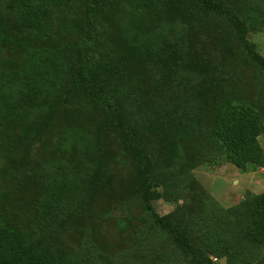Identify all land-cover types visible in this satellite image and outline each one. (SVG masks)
<instances>
[{"label":"rangeland","instance_id":"1","mask_svg":"<svg viewBox=\"0 0 264 264\" xmlns=\"http://www.w3.org/2000/svg\"><path fill=\"white\" fill-rule=\"evenodd\" d=\"M88 1L0 0V232L31 261L202 264L200 252L203 264H264L248 238L264 192V70L196 0H93L91 24ZM222 1L264 55V0ZM86 52L92 85L139 141L152 209L122 130L79 85ZM233 111L261 127L243 165L217 134Z\"/></svg>","mask_w":264,"mask_h":264},{"label":"trees","instance_id":"2","mask_svg":"<svg viewBox=\"0 0 264 264\" xmlns=\"http://www.w3.org/2000/svg\"><path fill=\"white\" fill-rule=\"evenodd\" d=\"M69 2L70 0H64ZM207 10L225 16L232 24L236 36L245 48L250 59L258 64L264 70V55H262L255 48L254 43L248 39L247 27L245 20L239 16L229 5L222 0H196ZM88 24L92 23V16L95 14L93 0L86 3L85 6ZM33 8L27 7V14L33 13ZM27 18H24V21ZM10 27L18 28L19 23H10ZM90 30L86 31L85 40H89ZM79 85L81 88L96 102L103 106L110 114L112 123L116 128L123 132L124 140L127 145L134 151L136 161L138 163V173L141 182V194L145 204L152 209L153 190L151 170L143 161V155L139 141L129 127L128 122L124 116L121 104L110 98L101 90L95 88L91 82V72L89 66L88 53L86 52L80 62L78 72ZM261 133V127L258 119L254 116H246L239 112L233 111L227 115L217 130L219 140L224 147L233 153L235 161L238 165H243L247 159V145L250 141L256 138ZM252 227L249 230L248 238L259 244L264 243V192L259 194L255 200V205L252 210ZM155 222L163 229L168 231L173 239L192 256L195 254L194 248L188 241L187 237L178 233L174 224L170 220V215H158L154 213ZM199 263L202 261L200 252ZM0 264H60V262L51 255H44L36 261H31L24 250L20 249L16 244L13 236L9 233L0 232Z\"/></svg>","mask_w":264,"mask_h":264}]
</instances>
